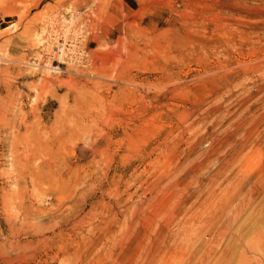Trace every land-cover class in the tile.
Returning <instances> with one entry per match:
<instances>
[{
    "label": "rangeland",
    "instance_id": "374dc122",
    "mask_svg": "<svg viewBox=\"0 0 264 264\" xmlns=\"http://www.w3.org/2000/svg\"><path fill=\"white\" fill-rule=\"evenodd\" d=\"M254 261L264 0H0V264Z\"/></svg>",
    "mask_w": 264,
    "mask_h": 264
},
{
    "label": "bare ground",
    "instance_id": "6f19581e",
    "mask_svg": "<svg viewBox=\"0 0 264 264\" xmlns=\"http://www.w3.org/2000/svg\"><path fill=\"white\" fill-rule=\"evenodd\" d=\"M60 19V18H59ZM49 22V21H48ZM56 22V21H55ZM58 22V21H57ZM63 22H65V21H63ZM70 22H71V20H70ZM68 23V22H67ZM64 24V23H63ZM55 25V24H54ZM58 25V24H57ZM68 25V24H67ZM158 25V24H157ZM62 27V26H61ZM62 29V28H61ZM63 31V30H62ZM70 33V32H69ZM63 34H65V33H63ZM75 34V33H74ZM51 36H53V35H51ZM64 37H65V35H64ZM73 37V36H72ZM61 39V38H60ZM69 40V39H68ZM54 49V48H53ZM61 49L59 48V47H57V52H59ZM52 51V50H51ZM256 264H264V261H254Z\"/></svg>",
    "mask_w": 264,
    "mask_h": 264
}]
</instances>
